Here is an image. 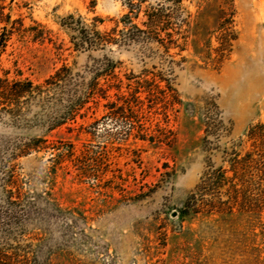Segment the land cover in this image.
I'll use <instances>...</instances> for the list:
<instances>
[{
    "label": "rangeland",
    "instance_id": "374dc122",
    "mask_svg": "<svg viewBox=\"0 0 264 264\" xmlns=\"http://www.w3.org/2000/svg\"><path fill=\"white\" fill-rule=\"evenodd\" d=\"M2 31L42 86L0 93V264H264V0H0ZM213 174L262 211H207Z\"/></svg>",
    "mask_w": 264,
    "mask_h": 264
},
{
    "label": "trees",
    "instance_id": "16d2710c",
    "mask_svg": "<svg viewBox=\"0 0 264 264\" xmlns=\"http://www.w3.org/2000/svg\"><path fill=\"white\" fill-rule=\"evenodd\" d=\"M8 38H9V35L6 32H4V31L0 32V52L4 50ZM62 69H65V67H62L61 69L55 71V73L52 76H50L48 79H46L45 83H47V84L52 83V85H58L59 82L62 80L60 78V76H61L60 73H61ZM41 86L42 85L33 84L32 81H26V82L22 83L19 80H15L12 82H8V81H5L4 79L0 78V93H8V95L14 96V99H16V100L19 99L22 92H29V93L39 92L41 89ZM138 88L139 87H137V89L135 91L132 90L130 92L131 93H137V92H139ZM88 90H89V93L97 92L95 89V83L92 86L90 83ZM97 90H99V89H97ZM149 93H150V90H149ZM135 101H136V105H139V106L141 105L140 104L141 101H139L136 97H135ZM112 104L113 103H111V106H112ZM117 108L120 109V111H119L120 113L123 112V106L122 105L118 106ZM133 128H134V126L130 125V127L128 128L129 133ZM141 136H144V135L142 134ZM263 169H264V161H262V163H260L258 166L259 171H261V170L263 171ZM236 178H237L236 176L227 177L224 174H221V175L220 174H218V175L213 174V175H210L208 178L203 176V183L208 184V185H212L213 187H211V189L215 188V186H217V189H218L219 187L226 185V187H225L226 189L224 190V193L226 196L225 200L220 201V203H215V202H210V201L208 203H203V206L207 207L206 208L207 211H209V210H211V212L215 211L217 214H220L223 216L224 215H232V214H235L238 212H247L248 209H249V211L252 210L251 212H253V213H260L262 211V209H263L262 207L258 208V209L249 207L248 209H245L244 207L237 204L238 194H237V190L234 189L236 186V182L233 180ZM205 187H206V185H205ZM195 194L196 193L191 195L188 198V200L184 203L183 213H188L191 209H194V208H196V206H198V205H196L198 198H196ZM200 202H202V200Z\"/></svg>",
    "mask_w": 264,
    "mask_h": 264
}]
</instances>
